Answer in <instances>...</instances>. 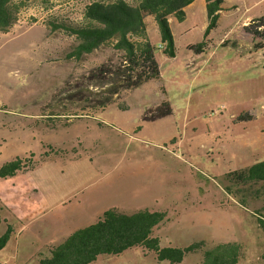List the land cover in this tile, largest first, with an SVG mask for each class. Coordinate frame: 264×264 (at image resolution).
Returning a JSON list of instances; mask_svg holds the SVG:
<instances>
[{
  "label": "rangeland",
  "instance_id": "rangeland-1",
  "mask_svg": "<svg viewBox=\"0 0 264 264\" xmlns=\"http://www.w3.org/2000/svg\"><path fill=\"white\" fill-rule=\"evenodd\" d=\"M87 1L14 0L18 19L0 32V163L31 153L42 161L45 146L53 143L67 147L69 155L77 152L82 176L70 208L60 209L62 217L49 218L44 231L38 222L16 228L0 250V264H39L49 245L109 208L165 212L153 233L162 246L238 241L240 264H264V228L258 223L264 220V183L241 180L245 168L264 160V48L253 47L264 39L253 38L241 23L245 14L264 13V0L249 13L246 5L256 0H226L207 37L205 7L196 4L183 22L170 25L173 58L162 53L157 24L147 17L160 77L103 109L87 108L90 102L78 92L102 91L89 73L118 55L103 46L80 60L67 58L75 36L49 23L81 21ZM202 41L206 47L197 53L192 46ZM49 156L38 171L54 165L49 161L57 157ZM5 229L0 223V235ZM201 259V252L188 253L181 264ZM91 264L170 262L136 246Z\"/></svg>",
  "mask_w": 264,
  "mask_h": 264
},
{
  "label": "trees",
  "instance_id": "trees-1",
  "mask_svg": "<svg viewBox=\"0 0 264 264\" xmlns=\"http://www.w3.org/2000/svg\"><path fill=\"white\" fill-rule=\"evenodd\" d=\"M193 1L88 0L82 7L81 21H49L53 30H63L76 38L67 58L80 60L103 46H110L118 55V60L113 64H103L89 73L87 79H96V87H101L102 91L86 89L87 94L84 91L78 92L90 102L87 108L103 109L110 103H116L123 92L160 77V67L155 57L157 48L149 39L146 18L153 17L159 30V47L162 53L173 58L176 48L169 19L174 17L178 22H183L185 7ZM205 10L207 26L204 36L207 37L217 26L221 13L225 10V0H205ZM18 12L19 6L14 0H0V32L9 31L18 19ZM244 29L253 38L264 39V15L251 19L244 25ZM205 47V41L192 46L197 53L204 51ZM253 47L260 50L264 45L261 41L254 42ZM80 99L82 96L78 98ZM118 105L126 108V104ZM169 112H157L150 118ZM245 118L246 114L239 119ZM45 147L48 148L47 145ZM51 152V149L45 152L42 161H37L30 155L5 162L0 166V178L34 169ZM241 180L245 184L264 183V160L245 168ZM165 217L166 213L163 211L141 209L125 213L109 208L96 222L76 229L61 243L50 246L48 254L39 256V264H91L101 255H119L136 246L142 247L147 253L153 252L157 261H169L170 264H181L188 253L198 252L202 254L200 264H240L243 244L238 241L219 242L211 247H205L203 241L185 247L162 246L159 237L153 233ZM2 222L6 221L0 216V223ZM258 223L264 228L262 218H258ZM13 232V226L6 223V229L0 235V250L7 245Z\"/></svg>",
  "mask_w": 264,
  "mask_h": 264
},
{
  "label": "crops",
  "instance_id": "crops-1",
  "mask_svg": "<svg viewBox=\"0 0 264 264\" xmlns=\"http://www.w3.org/2000/svg\"><path fill=\"white\" fill-rule=\"evenodd\" d=\"M260 2L262 0H256L250 5L247 4L244 13H249ZM198 3L205 7V0H194L185 7V19L188 10ZM235 8L236 10L239 9L236 5ZM226 9L227 6L225 5ZM224 11L221 13V16ZM263 15L264 13L262 12L261 14H245L241 22L242 26L248 24L251 19ZM174 20H176L174 17H170V25ZM54 116L60 117L62 115ZM47 146L48 148L50 147L51 154L54 153L55 157H57V159L49 161H53L54 165L52 167L38 171V168L46 165L45 162L34 169L20 172L12 177L0 178V216L6 221L2 223L5 225L6 223L11 224L14 231L16 228L29 226L36 222H38L40 231H44L47 223H50L49 218H58L61 215L60 209L66 212L70 208L67 202L72 198H76L77 189L80 186L78 180H82V176L78 170L80 164L78 163L79 157L77 152L69 155L68 148L65 146L54 145L53 143H49ZM30 155H33V153ZM49 157H46L45 161H48ZM33 159H35L34 155ZM7 161L10 160H3L0 166ZM50 246L52 244L48 246V252Z\"/></svg>",
  "mask_w": 264,
  "mask_h": 264
}]
</instances>
